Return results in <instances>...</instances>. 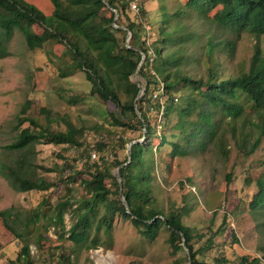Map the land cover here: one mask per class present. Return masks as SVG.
I'll list each match as a JSON object with an SVG mask.
<instances>
[{
	"label": "trees",
	"instance_id": "1",
	"mask_svg": "<svg viewBox=\"0 0 264 264\" xmlns=\"http://www.w3.org/2000/svg\"><path fill=\"white\" fill-rule=\"evenodd\" d=\"M132 1L106 0V5L102 0H51V11L44 13L27 0H0V57L9 54L4 43L16 33L28 50L46 53L47 63L55 66L57 75L66 78L83 72L91 86V96L113 105L106 112L112 123L108 127L100 122L75 124L66 114L51 117L45 108L39 109L38 115L44 118L39 120L38 115L26 116L25 109L29 107L26 102L15 117V128L19 133L14 141L2 148L13 157L9 154L8 163L0 160V175L15 192H46L38 205L24 213L25 222L33 229L41 218H48L62 230L66 212L75 218L69 230L62 231L68 235L65 242L70 243L68 246L72 250L97 248V233L104 229L109 235L114 221L122 219L128 220L148 240L156 238L160 229L166 231V241L173 254L184 248L183 236L191 263L204 264L196 256L213 248L214 233L210 227L211 235L194 249V241L199 243L203 235L183 224V218L189 213L187 199L192 193L190 189L184 193L182 190L190 179L185 177L178 181L179 204L172 203L162 210L156 197L161 182L154 174L155 154H159L161 146L169 147L166 153L169 160L164 163L161 159V167L173 164L178 167L182 158L201 150L200 145L205 146L216 133L223 137L220 156L225 162L230 157L229 144L236 150V155L243 158H249L263 148L264 0H187L184 4L178 2L173 9L167 8L168 0H156L161 17L155 24L150 23L149 11L143 3L134 18H130ZM113 10L119 16L115 21L118 27L113 25ZM191 14L207 23L234 29V45L229 48L231 55L241 37L247 36L252 41L246 48L250 49L248 60L239 64L240 70L236 74L224 76L221 70L219 56L227 54V44L218 45L208 38L201 49L192 50L202 35L189 23ZM122 18L126 23H122ZM35 26L41 29L40 33ZM127 32L131 35L129 47L125 43ZM48 46L52 49L59 46L60 55L51 59L53 53L50 48L46 49ZM190 66H198L202 69L201 74L189 75L183 71ZM138 68L144 87L136 104L141 117L134 107L138 87L131 78ZM183 89L188 91L184 93ZM70 98L74 101L78 94H72ZM196 100L208 105L212 116L205 122L199 119L203 129L197 143L201 144L185 154L178 151V143L187 140L181 121L198 119L193 113L197 108L190 104ZM25 123L27 125L23 127ZM61 124L64 129H56ZM128 130H144L145 144L131 146L127 163V158H119L117 153L130 142L123 137ZM152 139H159L157 147L151 143ZM38 144L62 146V152L57 153L61 163L46 169L37 165ZM38 168L54 172L52 181L39 177ZM117 168L128 209L120 199V185L113 174ZM230 170H226L224 176L228 184L233 180ZM167 180L164 177L163 181ZM74 187L82 191L80 200L70 196ZM257 188L248 204L252 209L264 201L262 185L258 183ZM220 208L219 204L213 211L211 222ZM52 210L54 215L50 216L48 213ZM231 216V213H223L219 232L230 224ZM11 217L18 218L14 211H0L3 226L22 245L7 264H40L31 256L25 239L8 224L7 219ZM40 230L42 226L37 228L42 236ZM55 248L58 264H74L72 251L67 247ZM246 260L242 259V263ZM254 262L256 259L251 261Z\"/></svg>",
	"mask_w": 264,
	"mask_h": 264
},
{
	"label": "rangeland",
	"instance_id": "2",
	"mask_svg": "<svg viewBox=\"0 0 264 264\" xmlns=\"http://www.w3.org/2000/svg\"><path fill=\"white\" fill-rule=\"evenodd\" d=\"M27 1L44 13L51 11V0ZM186 1L168 0L166 6L168 9H173L178 2L184 4ZM141 3L149 11L151 24L160 21L161 15L156 0H133L129 12L130 18H134L133 16L137 14ZM134 4L137 9L132 8ZM191 15L189 23H192L202 35L192 50L201 49V45L208 38H212L218 45L227 44V54L219 56L221 70L224 76L236 74L240 70L239 64L248 60L250 49L246 48L252 45V41H249L247 36L241 37L236 44L234 54L231 55L232 51L229 48L234 45V29L207 23L200 20L198 16ZM122 23H126L124 18H122ZM35 30L37 33L41 32L37 26ZM4 44L9 54L0 57L1 161L8 163L10 155L13 157V154L9 153V155L2 148L14 141L19 133V130L15 128V117L24 108L26 102H29V107L25 109L26 116H36L39 109L45 108L49 116L57 117L66 114L75 124L91 125L100 122L111 127V119L106 112L111 110L113 105L102 103L91 96V86L83 72L78 71L66 78L60 77L57 75L58 71L55 66L47 63L46 53L42 50H28L21 36L16 33ZM49 48L53 53L51 59L60 55L59 46L53 49L51 46L46 47V49ZM192 54L195 55L194 52ZM202 64L204 65V61ZM183 71L189 75H199L202 69L198 66H190L183 68ZM131 78L134 80L135 75ZM138 80L142 85L140 82H143L142 78L138 76ZM185 91L188 90L183 89L184 93ZM72 94H78V98L74 101L70 98ZM199 101L190 103L193 108H197L193 113L198 115V119L190 120L191 122L187 119L181 121V129L187 134V140H181L178 143V151L185 154L191 153L201 144L197 143L203 129V124L199 119L205 122L208 117L212 116L210 107ZM36 117L39 120L44 119L40 115ZM26 125L25 123L23 127ZM56 129L62 130L64 125L61 124ZM123 137L126 141L145 144L144 130L140 132L128 130ZM213 137L205 146L200 145L201 150L182 158L178 167H174V164L165 168L161 167V159L164 163L169 160L166 154L169 147L161 146L159 154H155L157 160L154 171L161 182L156 190L158 205L162 210L169 208L172 203L177 206L180 201L177 194L178 181L189 177L190 183H184L182 190L184 193L190 189L192 193L187 199L189 213L183 218V224L203 235L199 243L194 241V249H198L211 235L210 227L214 233L213 248L198 253L196 258L204 264H264V201L256 209L248 206L252 196L258 190V183L264 189V165L262 164L264 144L260 152L249 158L236 155V150L229 144L227 148H231L230 157L225 162L220 156L223 137L218 133ZM151 143L157 147L160 141L152 139ZM127 145L125 149L118 150L119 158H127ZM61 148L62 146L52 144H38L35 163L44 169L60 164L61 160L57 157V153L62 152ZM229 169L233 174L230 184L224 179L226 170ZM36 173L39 177L49 181H52L54 177V172L48 173L41 168L36 169ZM113 174L117 175V169L113 171ZM164 177H167V182L163 181ZM45 194L46 192L36 191L15 192L0 175V211L11 210L17 214V219L11 217L7 219V222L21 238L25 239L24 242L29 245L31 256L40 261V264H58L55 247L59 246L65 249L67 247L68 251H72L74 264H104L105 262L109 264H189L188 254L190 253L185 248L176 254L171 253L166 241L168 237L166 231L160 229L156 238L148 240L141 236L128 220L123 221L122 219L114 221L109 235L104 233V229L97 233L99 238L97 248L86 250L79 247L72 250V247L68 246L70 243L65 242V237L68 235L62 234V231L69 230L75 222V218L69 212L63 216V230L59 225L54 226L48 218H41L34 229L24 220L25 211L38 205ZM81 194L82 191L74 187L70 196L73 200H80ZM219 204L221 208L211 222L212 213ZM224 212L232 214L231 222L219 232ZM48 214L53 216L54 211ZM41 226L42 236L37 232V228ZM92 232L96 234L95 229H92ZM60 235H63V238ZM21 245L22 243L3 226L0 219V264H7L10 258L14 259ZM245 258L247 262L242 263V259ZM253 259H256V262L251 263Z\"/></svg>",
	"mask_w": 264,
	"mask_h": 264
},
{
	"label": "water",
	"instance_id": "3",
	"mask_svg": "<svg viewBox=\"0 0 264 264\" xmlns=\"http://www.w3.org/2000/svg\"><path fill=\"white\" fill-rule=\"evenodd\" d=\"M102 1L107 5L106 0H102ZM113 11L115 12V17H114V20H113V25H114L115 27H118V26H116V24H115V21L118 19V13H117L115 10H113ZM121 28H123V27H121ZM123 29H124V28H123ZM127 36H128V37L126 38L125 43H126L127 47H129V46H128V42H129V40H130V38H131V35H130L129 32H127ZM141 63H142V61H141ZM141 63H140V65H141ZM140 65H139V67H140ZM138 70H139V68L137 69V71H136V73H135V78H134V81H135V83L137 84V87H138V93H137V96H136V98H135V100H134V107H135V110H136V112H137V115H138L139 117H141V112L138 111V110L136 109V104H137V99L140 98V97L143 95V93H144V88H143V86L139 83V80H138ZM135 143H138V142H137V141H131V142L127 145V148H126V154H127V159H128V160H127V163L130 161V150H131V146H132L133 144H135ZM124 165H125V164H124ZM116 178H117V181H118V183H119V185H120V199H121V201L123 202L125 208L128 209V205H127V203H126L124 197L122 196L121 178H120L119 168H117V175H116ZM127 211H128V210H127ZM182 243H183V244H182L183 247L187 250V248H186V246H185V244H184V238H183V236H182ZM188 259H189V264H192V263H191L190 254H188Z\"/></svg>",
	"mask_w": 264,
	"mask_h": 264
},
{
	"label": "built area",
	"instance_id": "4",
	"mask_svg": "<svg viewBox=\"0 0 264 264\" xmlns=\"http://www.w3.org/2000/svg\"><path fill=\"white\" fill-rule=\"evenodd\" d=\"M132 8H134V9H135V8H136V5L134 4V5L132 6ZM136 9H137V8H136Z\"/></svg>",
	"mask_w": 264,
	"mask_h": 264
},
{
	"label": "bare ground",
	"instance_id": "5",
	"mask_svg": "<svg viewBox=\"0 0 264 264\" xmlns=\"http://www.w3.org/2000/svg\"><path fill=\"white\" fill-rule=\"evenodd\" d=\"M104 264H109L108 262H105Z\"/></svg>",
	"mask_w": 264,
	"mask_h": 264
}]
</instances>
